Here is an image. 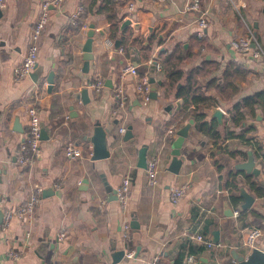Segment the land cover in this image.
Instances as JSON below:
<instances>
[{
  "label": "crops",
  "instance_id": "1",
  "mask_svg": "<svg viewBox=\"0 0 264 264\" xmlns=\"http://www.w3.org/2000/svg\"><path fill=\"white\" fill-rule=\"evenodd\" d=\"M40 1L7 0L0 16V220L3 210L22 203L35 184L42 187L31 214L14 218L6 229L0 227V264H149L156 254L160 264H173L181 243L186 239L198 243L191 238L193 233L205 232L214 242L215 230L220 246L205 245L199 261L235 264L234 253L245 257L250 251L243 245L246 231L250 225L264 223V196L251 185L257 181L264 185V174L247 172L237 164L247 160L249 153L257 169L264 162V60L248 58L229 40L251 33L264 50V0H201L209 13L205 37L199 38L204 46L194 45L195 56L185 58L178 68L187 73L202 60L219 62V68L201 81L204 85L210 77L218 79L206 93L219 100L217 106L202 108L197 115L188 109L182 119L183 99L176 89L165 94L160 52L180 43L185 54L197 37V14L183 10L185 0H134L132 13L127 10L130 0H64L51 9L31 74L14 81L12 69L23 57ZM79 4L88 31L68 21ZM102 4L114 8L119 28L125 31L122 40L117 37L124 52L117 51L116 39L113 49L104 46V39L112 38L106 12L99 11ZM89 36L93 37L92 57L83 70L82 49ZM126 60L137 65L139 74L144 70L155 86L146 103L135 93L137 77L121 80L118 76ZM232 60L245 67V78H234L238 91L222 99L216 84ZM97 76L103 86L94 92L88 83ZM118 84L123 85L127 102L124 110L113 115V89ZM84 88L87 93L81 99L78 92ZM30 105L39 114L42 141L39 157L23 167L15 153L28 129ZM216 109L222 111L220 118L213 115ZM201 113L204 124L199 127ZM119 126L130 127L131 136L125 139ZM69 138L80 143L81 157L65 156ZM174 148L181 159L177 171L170 170ZM141 154L145 162L151 156L158 158L154 186L146 183ZM124 173L129 174L131 185L127 207L121 210L114 194ZM233 180L239 194L243 187L253 195L249 208H241V195L240 206L233 205ZM179 183L189 187L173 204L170 189ZM234 209H239L238 216H233ZM125 220L130 225L127 239L122 238ZM60 224L67 226L62 241L55 237ZM259 244L263 247V238ZM11 247L21 251L19 260L8 257ZM131 250L134 256L126 257Z\"/></svg>",
  "mask_w": 264,
  "mask_h": 264
},
{
  "label": "built area",
  "instance_id": "2",
  "mask_svg": "<svg viewBox=\"0 0 264 264\" xmlns=\"http://www.w3.org/2000/svg\"><path fill=\"white\" fill-rule=\"evenodd\" d=\"M172 3L171 0H168ZM64 0H41L39 5V10L36 19L34 20L30 32L27 38V45L23 54L22 59L13 67L12 78L14 81H20L31 74V71L36 65L38 59V48L41 35L49 21L50 12L53 7H59ZM7 0H0V9H4ZM127 10L129 13L135 11V2L130 0L127 2ZM184 11H190L197 14L195 35L198 38L205 37V28L208 24L209 13L207 9L202 8L201 0H185L183 4ZM84 7L82 4L77 5V7L69 14L68 21L73 27H79L83 31L89 30V25L82 14ZM229 45L235 50L240 51L245 54L248 58L253 60L263 59L264 60V50L257 43L255 37L249 33L247 35L235 36L229 40ZM104 46L106 49H113L114 40L106 37L104 39ZM117 51L124 52L122 46H116ZM160 68V65L157 64ZM137 77V82L134 86L135 93L141 101L146 103L150 99L151 84L146 75L140 76L137 70V65L131 61H124L119 70L118 76L120 79H124L126 76ZM88 86L94 91L98 92L103 86V80L97 76L94 80L88 83ZM113 108L112 114L117 115L120 111L124 110L127 102V93L123 88L122 84H118L113 89ZM28 111V129L24 133L22 139L19 141L17 146V151L15 153L16 161L20 166H28L33 164L40 155L41 149V121L37 109L34 105H30L27 109ZM126 128L124 126L118 127V132L123 134ZM171 131L170 129L168 130ZM261 143L264 146V137L261 139ZM64 154L67 158H77L82 156V148L80 143L74 139H67L64 145ZM145 169L146 183L149 186H154L158 183V158L156 156H151L147 159ZM259 170L264 174V162L259 166ZM58 186V184H54ZM130 176L128 173H124L121 177L118 185L115 188V200L117 201L121 210L126 209L128 204V198L130 193ZM188 183H179L170 189L169 199L170 202L175 204L179 202L188 190ZM42 187L39 184L34 185V189L30 192L28 197L17 205H12L6 207L1 214V229H5L9 226L11 221L16 219H25L29 214H31L40 200V194ZM240 213L239 209H234L233 216H238ZM130 233V225L128 221H124L122 224V238L127 239ZM67 235V226L65 224H60L56 232V239L62 241ZM264 236V226L261 225H250L246 231L245 238L243 240V245L248 247L250 250L253 247L262 246L259 244L260 240ZM191 238L203 243L207 247H218L219 242H213L211 238L203 235L201 232H195L191 235ZM10 257L17 258V253L14 251L9 252ZM125 256L130 258L134 256V251H127ZM160 255L156 254L153 256L149 264H160ZM199 262L198 257L193 254L185 255L183 259V264H197Z\"/></svg>",
  "mask_w": 264,
  "mask_h": 264
},
{
  "label": "trees",
  "instance_id": "3",
  "mask_svg": "<svg viewBox=\"0 0 264 264\" xmlns=\"http://www.w3.org/2000/svg\"><path fill=\"white\" fill-rule=\"evenodd\" d=\"M107 4H102L99 8V11L106 12V17L110 22V33L109 36L112 39H123V30L119 28L118 22L119 19L114 11V8L108 9ZM152 38H150V43ZM198 46L199 48L204 46L202 39L198 37H193L191 39V45L186 48V53L183 54V46L180 43H176L172 49L165 51L163 49L161 53V68L166 77V80L163 82L165 86V94H168L171 90L176 89V95L183 99L182 111L180 113L181 119L186 115V111L189 109L191 113L197 115L198 111L202 108H211L218 105V100L212 96H209L206 92L210 90V84L218 80L216 77H210L204 85L201 84V81L212 74L220 66V63L213 60H202L196 67H192L189 72L184 73L178 65L181 64L185 58H193L195 55L192 53V47ZM246 69L241 63L234 60L229 61V63L222 70L221 82L216 84V91L220 98L228 99L229 95L233 92L238 91V88L233 83V79L239 77L241 79L245 78ZM140 76L144 75V70L140 71ZM191 104H194V107H191ZM188 112V111H187ZM204 114H199V120L197 121V126L203 125L202 121ZM242 114L240 115V117ZM238 120L235 119V122ZM259 150H262L259 146ZM264 157V152L261 153ZM252 187L255 189L257 195L264 196V185L257 182L251 183ZM231 201L233 205L238 208L240 206L239 200L241 196L238 189V183L233 180L231 182ZM255 215L256 212L253 211ZM264 226V223L262 224ZM206 236L205 232H201ZM205 245L200 242L192 241L191 239H186L185 242L181 243V252L179 257L175 259L173 264H183L184 256L187 254H193L196 257L202 254L205 249Z\"/></svg>",
  "mask_w": 264,
  "mask_h": 264
},
{
  "label": "water",
  "instance_id": "4",
  "mask_svg": "<svg viewBox=\"0 0 264 264\" xmlns=\"http://www.w3.org/2000/svg\"><path fill=\"white\" fill-rule=\"evenodd\" d=\"M1 14H2V11L0 9V16H1ZM92 40H93L92 36L87 37V39L83 45V49H82L83 50V58H84L83 70L88 69L89 60L92 57V53H91ZM115 45L116 46L119 45L118 39L115 40ZM48 82H51L50 77H48ZM154 90H155V86H151L150 97L153 96ZM82 92H80V93L78 92V94H81V99H83L84 95L87 93V89L84 88ZM75 96L77 97V93L75 94ZM221 114H222V111L220 109H216L213 113V115L217 116L218 118L221 117ZM108 128H110V127H108V125H107L106 129H108ZM123 136L125 139H127L131 136L130 127H128L125 130V132L123 133ZM100 142H102V141H100ZM178 153H179V151L177 148H174L172 150L173 162L171 163V167H170V170H172V171H177L179 163L181 162V159L178 157ZM94 156H96V155L94 154ZM140 161H141L140 165L142 167H145V165H146L145 157L142 154H141ZM237 167L243 168L247 172H253L255 174L259 173V169L254 167L253 157H252V155H250V153H249L247 160L238 163ZM240 195L243 196V198H244V201L241 204V208L242 209L249 208L250 205L252 204L253 200H254L253 195L246 192L243 187H240ZM114 196H115V194H114ZM213 234H214L213 240H214V242H217L218 241V237H217L218 231L215 230L213 232ZM233 258L235 259V264H264V236H263V247H261V248L253 247L245 257L243 255H238V254L234 253ZM205 263H206V260L204 258H202L197 264H205Z\"/></svg>",
  "mask_w": 264,
  "mask_h": 264
},
{
  "label": "rangeland",
  "instance_id": "5",
  "mask_svg": "<svg viewBox=\"0 0 264 264\" xmlns=\"http://www.w3.org/2000/svg\"><path fill=\"white\" fill-rule=\"evenodd\" d=\"M135 2V1H134ZM10 225V224H9ZM6 229V228H5ZM55 237H56V235H55ZM10 251H14V252H16L17 253V258H13V257H10V255H9V252ZM7 254H8V257H10V259H13V260H19L20 258H21V251L18 249V248H16V247H11V248H9L8 249V251H7Z\"/></svg>",
  "mask_w": 264,
  "mask_h": 264
}]
</instances>
